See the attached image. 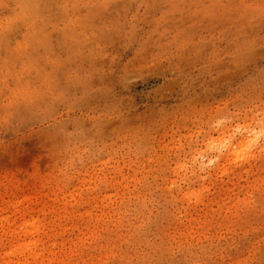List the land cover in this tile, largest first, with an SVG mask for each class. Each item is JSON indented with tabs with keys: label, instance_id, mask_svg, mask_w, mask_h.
I'll return each instance as SVG.
<instances>
[{
	"label": "rangeland",
	"instance_id": "rangeland-1",
	"mask_svg": "<svg viewBox=\"0 0 264 264\" xmlns=\"http://www.w3.org/2000/svg\"><path fill=\"white\" fill-rule=\"evenodd\" d=\"M0 264H264V0H0Z\"/></svg>",
	"mask_w": 264,
	"mask_h": 264
},
{
	"label": "bare ground",
	"instance_id": "bare-ground-1",
	"mask_svg": "<svg viewBox=\"0 0 264 264\" xmlns=\"http://www.w3.org/2000/svg\"><path fill=\"white\" fill-rule=\"evenodd\" d=\"M31 227H33V225L31 224H26V225H24V227H23V230H24V232H27V230L29 229H31ZM30 244L29 243H26V245L25 244H23V245H19V246H17L16 248H15V250L11 253V255H15V254H21V253H23L24 251H27V250H29L30 249ZM32 256H35V255H32Z\"/></svg>",
	"mask_w": 264,
	"mask_h": 264
}]
</instances>
